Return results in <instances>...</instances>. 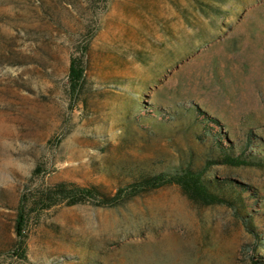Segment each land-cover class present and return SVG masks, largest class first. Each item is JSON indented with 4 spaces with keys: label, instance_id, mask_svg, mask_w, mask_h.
<instances>
[{
    "label": "rangeland",
    "instance_id": "obj_1",
    "mask_svg": "<svg viewBox=\"0 0 264 264\" xmlns=\"http://www.w3.org/2000/svg\"><path fill=\"white\" fill-rule=\"evenodd\" d=\"M85 39L72 104L69 55ZM218 140L250 163L207 164ZM188 159L236 205L133 187ZM42 178L123 193L31 212L30 264H264V0H0V249Z\"/></svg>",
    "mask_w": 264,
    "mask_h": 264
},
{
    "label": "trees",
    "instance_id": "obj_2",
    "mask_svg": "<svg viewBox=\"0 0 264 264\" xmlns=\"http://www.w3.org/2000/svg\"><path fill=\"white\" fill-rule=\"evenodd\" d=\"M89 52V39L81 40L77 48L69 55V65L67 75V88L72 104L81 100V94L87 85L86 78V56ZM218 122L217 119H213ZM220 143V144H219ZM217 145L221 147L219 158L213 161L207 158V164L219 162L229 165L249 164L246 156L234 154L231 149L222 146L220 140ZM194 165L191 159L186 163L181 162L174 166L172 170H152L140 173V178L133 182V187L152 188L166 183H175L181 191L194 204H216L227 203L229 206L236 205L237 199L232 197L227 190L225 182L219 178L212 179L205 175V167ZM41 173V165L34 168L33 175ZM123 189L119 187L117 191L110 195L103 192L97 185H79L68 181H58L50 184L42 180L30 181L22 190L18 199L17 215L15 218L16 240L11 247L0 249V264H30L27 257V243L25 224L31 212L41 211L44 208L65 201L67 205L82 201L91 200L100 205H111L119 202Z\"/></svg>",
    "mask_w": 264,
    "mask_h": 264
}]
</instances>
